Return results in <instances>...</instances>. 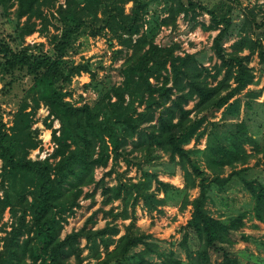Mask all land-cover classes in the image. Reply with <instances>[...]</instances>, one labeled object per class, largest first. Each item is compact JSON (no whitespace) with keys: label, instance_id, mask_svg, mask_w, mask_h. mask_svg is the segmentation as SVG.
Masks as SVG:
<instances>
[{"label":"trees","instance_id":"16d2710c","mask_svg":"<svg viewBox=\"0 0 264 264\" xmlns=\"http://www.w3.org/2000/svg\"><path fill=\"white\" fill-rule=\"evenodd\" d=\"M52 1L0 0V16L13 6L16 18L25 16L17 26L22 37L34 30L35 23L30 19L40 15L39 6ZM66 1L64 6L58 4L62 26L50 36L51 53L38 46L32 49L28 44L12 48L0 37L2 87L11 85L15 71L30 76L26 95L14 111L11 125L4 127L0 120V217L7 208L10 218L6 226H0V264H81L80 238L92 251L93 261L87 264H181L173 250L161 249L148 233L136 230L131 215L139 201L148 210H161L162 204L178 195L179 205L190 204L191 208L178 240L186 261L246 264L230 250L233 234L243 224L244 212L222 219L211 215L205 204L212 184L221 187L237 175L252 198L251 217L264 224V183L243 177L241 172L246 165L234 167L236 162H246L248 153L243 143L255 144V139L246 134L240 121L234 129L220 132L206 130L201 124L206 118L204 110L235 115L241 101L249 106L250 98L260 94L259 89L246 85L254 76L248 65L250 55L255 52L264 65V42L260 35L251 37L248 30L252 25H262L264 34V16L257 22L249 11L251 15L240 23L236 37L226 49L223 42L230 38L233 23L230 5L225 2L237 0H221L211 6L199 0H160L161 13L149 11L148 0H85L81 5ZM128 1L126 11L124 4ZM180 12L190 13L192 18L196 14L208 15V23L200 24L204 29H216L210 48L218 62L203 65L195 51L177 54L173 52L175 43L163 45L154 41L158 27L174 23ZM85 26L91 35L106 29L130 52L121 63L122 78L118 84L108 82L91 104H73L63 98L71 77L80 71H87L90 77L94 73L86 61L67 64L63 56ZM243 48L246 53H241ZM190 100L192 105L186 107ZM40 102L46 106L47 116L56 118L59 125L50 128L55 144L51 152L43 158H30L28 149L38 144L32 134L35 130H30L31 114ZM192 111L201 114L191 117ZM210 124L216 125L214 121ZM46 126L50 127V123ZM202 135L205 142L200 159L209 176L203 175L204 169L184 147L190 139L197 142ZM156 149L167 154L164 173L172 174L175 165L181 169V187L158 178L155 169L143 166L158 156ZM119 159L125 167L136 166L138 178H124L123 171L115 169ZM109 160L105 173L115 172L113 184L93 176L94 168L106 166ZM224 165L230 169L221 175ZM91 183L100 189L103 203L120 200L121 208L112 216L130 218L123 232L114 237L117 227H92L94 210L78 228L60 236L67 214L78 205L82 187ZM194 186L197 193L188 199L185 189ZM104 212L111 213L112 207ZM238 234L241 239L247 238L243 232ZM190 239L195 247L189 245Z\"/></svg>","mask_w":264,"mask_h":264},{"label":"rangeland","instance_id":"374dc122","mask_svg":"<svg viewBox=\"0 0 264 264\" xmlns=\"http://www.w3.org/2000/svg\"><path fill=\"white\" fill-rule=\"evenodd\" d=\"M78 5L84 3L85 0H73ZM200 2L211 6L221 0H199ZM58 4L64 6L68 4L66 0H53L51 4L40 5L38 12L40 15L31 16V21L35 23L34 30L20 37L18 23L25 18L21 16L19 19L13 13V7H10L4 15L0 16V37L7 40L12 48H18L28 44L29 47L35 49L37 46L40 50L51 53L50 36L58 33L62 24L57 11ZM130 2L124 4V8L128 11ZM225 5H230L229 14L232 17L233 27L231 28L230 38L223 42V46L229 49V43L236 37V30L245 17L250 16L249 11H252L253 17L258 22L264 16V0H237L225 2ZM149 11L157 10L162 12V3L160 0H148L147 5ZM188 13L184 15L182 12L175 16L174 23L162 24L158 27L154 35V41L158 44L168 45L175 43L173 52L183 54L184 52L196 53L197 60L203 65L211 66L219 60L214 56L211 48V38L216 32V29H204L200 22L208 23V15L206 13L196 14L194 18ZM88 20L90 16L84 15ZM264 21V20H263ZM96 25V21H92ZM89 27H84L73 38L70 46L67 48L63 60L65 63L87 62L90 72L94 75L90 77L87 71H80L71 77L70 83L65 87L67 91L63 98L70 103L80 104L82 102L92 103L102 91L106 89V84L112 82L118 84L122 78L120 66L122 61L127 57L130 49L121 46L116 38L110 36L106 29H102L97 34L91 35L88 32ZM263 26L252 25L248 30L251 37L260 35L261 41L264 42V34L261 32ZM247 49L243 48L241 53H246ZM248 65L253 72V81L246 85L247 88L259 89L260 94L254 98H250L249 106H245L242 101L239 105L238 113L235 115H222L220 110L213 112L203 111L206 118L201 126L205 129H214L217 132L222 130L234 129L235 123L240 121L245 126L246 134L255 139V144L243 143L246 153H248L246 162L240 164L236 162L235 168L246 165V168L241 172V175L246 178L253 177L264 183V65L258 61L256 53H252L249 58ZM213 71V69H211ZM218 74L217 77H220ZM6 79V77L4 78ZM153 82V78H150ZM211 83L214 80L208 77ZM30 83V76L23 72L15 71L14 79L11 85L3 88V81L0 79V120L4 123V127L11 125L13 121V113L18 108L23 97L26 95L27 86ZM88 83L85 87L83 84ZM113 98V97H112ZM29 101V99H27ZM192 100L185 105L190 107ZM30 105V101L28 102ZM27 109H29L27 107ZM201 112L189 114L191 117L200 115ZM210 121L216 123L215 126L210 124ZM50 123V127L46 123ZM59 125L56 118L47 116V108L43 103H39L34 112L31 114L30 130H35L34 138L38 144L33 148H29L27 156L30 158H43L54 147V142L51 138L50 128H57ZM8 129V128H7ZM57 132V131H56ZM205 142V135H202L197 142L192 139L184 144V147L189 149V154L195 157L199 166L204 169V176L210 175V172L205 169L204 162L200 159V149ZM158 155L151 162L143 163V166L155 169L158 178L168 181L173 185L181 187L183 185L182 171L178 165L174 166L172 174L163 172V163L167 160V154L156 149ZM133 154L139 155L138 152ZM149 164H153L150 166ZM110 160L106 166H96L93 170L94 179L103 178L108 184L115 182V172L106 174ZM117 171H123L124 178L129 177L135 180L139 176V170L136 166L130 165L125 167L122 160H118L115 165ZM230 169V166L224 165L221 175H225ZM4 184V183H3ZM187 198L190 199L197 193V186L188 187L185 189ZM1 193V188H0ZM89 193V194H87ZM209 197L206 201V209L216 217L227 219L231 215L239 212H244L242 218L243 224L234 235V242L230 246V250L236 257L246 264H264V224L251 217L252 198L250 194L243 188L242 182L237 175H233L221 187L212 184L208 190ZM158 195H162L158 192ZM180 195L175 196L174 200H168L160 206L161 210H148L139 201L133 207V220L136 230L148 233L150 238L157 241L159 247L164 250L171 249L174 254L182 260L181 264H190L186 261L184 251L179 246L178 240L181 235L182 225L190 214V204L185 206L179 205ZM78 205L74 207L72 213L67 214L66 220L60 231V236L78 228L84 221L87 215L95 210L93 216L94 223L92 227H101L105 224L112 225L118 228V234L124 230V225L130 218L121 219L118 216H112V213L121 208L119 199H114L109 203L102 202V195L99 188H94V184H88L82 187V192L77 198ZM109 207H112V212H104ZM7 208H5L0 217V226H6L9 223ZM239 232L247 235V238L241 239ZM3 234L0 230V235ZM79 245L81 246V264H87L93 261L91 257L92 251L85 244L84 238H80ZM189 245L195 247L193 239L189 240ZM138 248V247H135ZM215 258V253H211ZM73 258L71 257L70 260Z\"/></svg>","mask_w":264,"mask_h":264},{"label":"crops","instance_id":"0c3cea01","mask_svg":"<svg viewBox=\"0 0 264 264\" xmlns=\"http://www.w3.org/2000/svg\"><path fill=\"white\" fill-rule=\"evenodd\" d=\"M256 220V219H255Z\"/></svg>","mask_w":264,"mask_h":264}]
</instances>
